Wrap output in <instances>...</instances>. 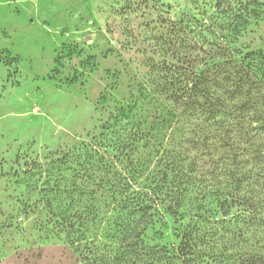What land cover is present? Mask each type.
<instances>
[{
  "label": "rangeland",
  "instance_id": "obj_1",
  "mask_svg": "<svg viewBox=\"0 0 264 264\" xmlns=\"http://www.w3.org/2000/svg\"><path fill=\"white\" fill-rule=\"evenodd\" d=\"M217 46L240 68L264 56V0H0V264H182L181 234L189 264H264V219L240 204L251 195L224 133L176 129L162 94L178 80L166 66ZM236 70L218 93L251 126L231 133L263 144L250 128L264 125V77L249 89ZM120 176L158 189L151 224Z\"/></svg>",
  "mask_w": 264,
  "mask_h": 264
},
{
  "label": "trees",
  "instance_id": "obj_2",
  "mask_svg": "<svg viewBox=\"0 0 264 264\" xmlns=\"http://www.w3.org/2000/svg\"><path fill=\"white\" fill-rule=\"evenodd\" d=\"M199 58V57H197ZM217 58L224 62L223 64H214ZM179 66L171 65L166 66L168 74L171 78L178 77L177 81L170 82L164 89L163 95L168 102H170L175 111L171 115L172 121L176 129L181 128L183 122L189 123V119L202 120L203 123L208 124L211 128H214L216 132L224 133V141L221 149L228 150L230 153V162L235 165L233 172V178L240 188H248L251 197L241 198L240 204H246L254 211L258 210L257 216L264 219V200L256 199L250 191V175L245 171L248 167V157H253V162L257 165L264 159V143L256 145L253 142V137H249L248 133H239L232 135L231 132L245 130L247 124L245 119L246 108L240 107L236 109H229L225 104V100L221 98L218 93L219 81L223 76V79L230 80L232 74L229 70L235 69V75L240 79V86L243 83L250 87H257L262 81L258 79L259 73L264 77V56L253 58L250 64L246 67L240 68L230 53L224 50L222 47L217 46L214 50L204 51V56L197 59L185 60V57ZM241 88V87H240ZM118 119V118H117ZM169 121H162L167 123ZM258 128L262 129L264 133V125L256 124L255 127H251L250 130ZM235 128V129H233ZM194 129H198L194 126ZM260 141H264V135L255 134ZM251 147L252 149H248ZM261 156V157H259ZM238 174V175H237ZM238 176V177H237ZM258 177L264 181V174H259ZM134 179L119 177L117 182V193L130 204H135L139 211L143 213L142 219L145 224H151L155 218L154 201L156 198V192L158 189L151 191H136L133 185ZM238 199H232V203L225 207L222 205L223 216H227L228 210L233 204L237 203ZM130 205V206H131ZM154 212V213H153ZM170 215L177 214L173 208L169 209ZM139 234L132 233L129 236L130 240L138 239ZM181 242L176 250V258L182 261V264H189L190 251L188 241L185 239V235H180Z\"/></svg>",
  "mask_w": 264,
  "mask_h": 264
}]
</instances>
